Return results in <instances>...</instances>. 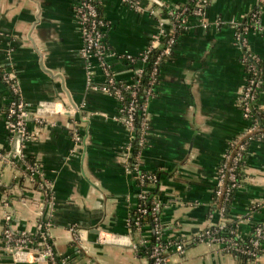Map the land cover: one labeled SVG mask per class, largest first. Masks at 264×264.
I'll use <instances>...</instances> for the list:
<instances>
[{
  "label": "crops",
  "instance_id": "crops-1",
  "mask_svg": "<svg viewBox=\"0 0 264 264\" xmlns=\"http://www.w3.org/2000/svg\"><path fill=\"white\" fill-rule=\"evenodd\" d=\"M80 1L0 0V264H51L32 254L25 261L10 257L4 237L7 212L17 234H35L40 219L49 221L55 251L64 264H147L132 247L130 221L140 194L159 191L155 199L161 202L165 238L189 240L222 223L214 200L217 170L231 143L242 135L248 137L245 165L228 221L244 218L239 232L250 234L259 221L251 206L264 200V136L247 132L250 123L240 98L249 52L263 69L258 97L263 125L264 0H211L203 20L189 18L160 68L143 146L139 135L121 121V102L93 88L102 86L106 77L98 60L82 53L76 12ZM98 1L108 22L105 60L118 79L131 80L133 72L123 57L143 52L166 9L180 0H140V9L122 0ZM255 10L260 20L247 33L245 50L236 43L238 24L251 21ZM5 74L17 77L31 111L43 102L54 110L43 120L28 121L25 140L7 127L14 95ZM69 105L76 107L75 114L65 113ZM23 155L45 171L52 184L50 199L35 183L17 181L24 170ZM136 166L154 174L158 183H139ZM113 235L114 241H99ZM144 235H152L149 226ZM169 261L243 264L206 242L188 246L182 255L171 253Z\"/></svg>",
  "mask_w": 264,
  "mask_h": 264
},
{
  "label": "built area",
  "instance_id": "built-area-1",
  "mask_svg": "<svg viewBox=\"0 0 264 264\" xmlns=\"http://www.w3.org/2000/svg\"><path fill=\"white\" fill-rule=\"evenodd\" d=\"M211 0H195V5L189 8L185 5V0H180L174 4H171L166 10V14L163 19L159 20L157 32L152 36L148 47L138 54L137 56H126L123 57L133 72L131 80L118 79L115 73L111 70L109 64L105 60V30L108 26V22L103 14L100 13L99 7L96 0H81L76 7L78 16L79 28L83 38V49L82 53L86 58L94 57L98 60L101 69L104 72L106 81L102 86L94 85L93 88L98 90L101 89L107 94H110L117 98L121 102V121L127 127L130 132L139 135V146H143L146 140V135L149 127V102L153 96L154 86L156 84L159 65L164 58H169L172 53L174 46L177 42L175 34L179 28L184 30L188 28L189 18L195 17L203 20L206 16L207 9ZM125 4L140 9V0H122ZM181 2V3H180ZM190 10L191 14L188 17L183 15ZM251 21L247 24H238L240 27L236 33V43L246 50V35L251 29L253 24H257L260 20L259 10H255L251 13ZM157 51V55L152 62L151 79L148 82V86L144 89L142 96L139 98L138 95L141 91V78L144 74L145 67L148 65L150 55ZM251 57V62L246 68L247 80L243 89V93L240 98V107L242 109L244 117L249 121L250 125L247 132H255L254 134H261L264 136V132L258 130L259 118L256 116L255 107H258L257 103V92L261 90V84L263 83V77L261 78V69L257 66V62L260 60L256 55L246 52L245 61L246 64ZM91 66L88 65V69ZM6 82L9 84L14 98L11 101L7 111V127L13 134H18L20 138L25 140L29 137L27 130V123L30 120H43L48 114L54 112L50 111L48 102H43L38 105L36 110L33 112L29 109L27 104L21 97L20 84L15 75L5 74ZM136 78V80H134ZM126 100V104L122 103ZM253 102L254 105H253ZM43 104L47 106H43ZM65 113L75 114L76 107L69 105L65 106ZM256 113V114H255ZM74 137L76 142L80 140V134L75 130ZM247 136L242 135L236 138L229 146L228 151L223 156L221 163L217 170V180L214 189L215 198H219V201L215 200L217 205L216 210L220 217L224 218V221L219 224L207 227L195 237L184 240V241H173L170 240L166 247L158 244L154 247L152 257L155 258L154 264H170L169 255L172 253L184 254L188 246L193 243L206 242L208 244H217L223 251L230 253L236 257L235 254H243L250 256L247 264H260L261 263V251L263 250L264 243V221L255 227L253 235L249 238V244L244 245L243 242L249 236H243L239 232V223L244 219L242 217L235 218L237 220L236 229L227 228L228 218L225 216L227 204L230 201L231 194L241 185L237 178L236 166L240 161L243 160V155L247 146ZM3 157L0 151V158ZM20 161L24 162L25 155L20 157ZM19 161V160H18ZM15 165L17 164L16 159L12 158L10 161ZM25 168L20 171L18 178L29 180L36 184V178H40L38 183V189L43 192L46 198H51L52 184L50 180H47L45 171L41 166L35 162L30 163L25 161ZM137 179L144 183L147 179L155 181L157 177L154 174H148L137 168L136 166ZM146 192L140 194V200L146 198ZM153 214L161 211V202L159 199L154 200ZM260 205L264 204L258 202ZM8 203L6 202V205ZM139 211L147 213L146 207H139ZM41 213H43L41 211ZM250 219V217H247ZM12 215L7 212L5 214V228L4 237L8 243V248L13 253L15 259L27 260L29 255L32 254L35 260L49 261L51 264H64L60 261L57 252L54 248V243L51 237V223L47 220L40 219L37 225V232L35 234L20 233L17 234L13 231L11 226ZM155 233L158 238H162L165 235V229L160 223L159 216L155 219ZM135 224L138 226L136 236L139 238V242L142 244L146 243L148 237L144 235V228L142 227L139 218L136 219ZM72 230L76 231L75 228ZM225 230L228 235H220L221 231ZM237 230V231H236ZM31 235H37V239L33 240ZM79 239V236H77ZM116 235L108 238L102 236L99 238L100 242L114 241ZM134 239V238H133ZM119 240V239H118ZM170 246L172 251L169 253ZM132 247L137 250L136 241L133 240Z\"/></svg>",
  "mask_w": 264,
  "mask_h": 264
},
{
  "label": "trees",
  "instance_id": "trees-1",
  "mask_svg": "<svg viewBox=\"0 0 264 264\" xmlns=\"http://www.w3.org/2000/svg\"><path fill=\"white\" fill-rule=\"evenodd\" d=\"M97 2V5L99 7V10H100V13L102 14V11H101V7H100V2L98 0H96ZM181 3V2H180ZM185 5H187L189 8H192L194 5H195V0H185ZM167 12V10H166ZM165 12V14H166ZM191 14L190 10H188L184 15L183 17H188L189 15ZM247 22V21H246ZM250 22V21H249ZM246 24V23H244ZM184 31L183 28H179L177 30V33L175 34V37H176V40H178V36ZM157 51H154L151 55H150V58L148 60V65L147 67H145V70H144V74L141 78V91L138 95V97L140 98L142 95V93L144 92V89L148 86V82L150 81L151 79V69H152V62L154 61L156 55H157ZM166 58H164L162 60V62L160 63L159 65V72H160V68L162 66V63L165 61ZM251 57L249 58V61L247 62L246 64V68L248 67V64L251 62ZM257 66L261 69V78L263 77V69H262V65H261V61L259 60L257 62ZM263 79V78H262ZM134 80H136V78H134ZM158 80V78H157ZM125 81V80H123ZM157 83V81H156ZM263 86V83L261 84V88ZM260 96V90L257 92V103H258V97ZM124 104H126V100H124V102H122ZM255 102H253V105H254ZM259 108L255 107L254 110L256 111V116L259 118V126H258V130H260L261 132H264V124L262 125V118H261V113L259 112L258 110ZM260 119H261V122H260ZM245 155V153H244ZM243 155V156H244ZM26 162H30V163H35V161L33 160H29L27 159V157H25L24 159ZM24 164V162H21ZM245 165V159L243 157V160L239 162V164L236 166V173H237V178L239 180V182L241 183V178H242V169ZM24 168H25V164H24ZM22 178H18L17 181L21 180ZM40 181V178H36V185L38 187V183ZM139 183L141 184H146V185H151V184H156L158 183V180L156 179L155 181H150L149 179H147L144 183L140 182ZM147 196L144 200H140L139 199V202H138V205L137 207L134 208V211H133V215H132V218H131V221H130V227H131V232L134 236V240L136 241V245H137V250H136V253L141 256V257H144L147 261V264H154V261H155V258L152 257V252H153V249L156 245L160 244L162 245L163 247H166L168 245V242L170 240H173V241H184L182 238H179V239H168V238H165V237H160L158 238L156 233H155V217L156 216H161V211L156 213L155 215L153 214V207H154V200H156L155 198H159V191L157 189L153 190V191H150V192H146ZM235 195V191L231 194V197H230V201L228 202L227 204V208H226V211H225V216L227 218H230L231 217V210H232V205H233V202H234V196ZM214 200H217L219 201V198H215L214 196ZM139 207H146L148 209L147 213H142L139 211ZM251 212L252 214L254 215H257L259 217V221L255 222L252 224V227H251V231H250V234L249 236L246 238V240L243 242L244 245H248L250 242H249V238L250 236L253 235V231L255 230V227L259 226V224H261V222L264 221V204L263 205H260L259 203H255L254 205L251 206ZM248 215L247 217H250L251 218V215ZM139 218L140 220V223L143 226H149L151 228V231H152V235L150 237H148V240L146 243L142 244L141 242H139V238L138 236H136V232L138 230V226L135 224V221L136 219ZM236 224H237V220H230L227 222V228L230 229V228H233V229H236ZM144 230V229H143ZM237 231V230H236ZM220 235H228V232L225 230H222ZM31 238L33 240L37 239V235H31ZM194 244V243H193ZM191 244V245H193ZM190 246V245H189ZM169 249V253L172 251V246H170ZM264 250L261 251V254H263ZM172 253V252H171ZM236 257L241 261V263L243 264H247V261L250 259V256H247V255H243V254H235ZM60 259H59V263H60Z\"/></svg>",
  "mask_w": 264,
  "mask_h": 264
},
{
  "label": "water",
  "instance_id": "water-1",
  "mask_svg": "<svg viewBox=\"0 0 264 264\" xmlns=\"http://www.w3.org/2000/svg\"><path fill=\"white\" fill-rule=\"evenodd\" d=\"M49 73H51L52 75H54L52 72H50L49 71ZM74 106V105H73ZM10 257H12V258H14V255H13V253H11V256Z\"/></svg>",
  "mask_w": 264,
  "mask_h": 264
}]
</instances>
